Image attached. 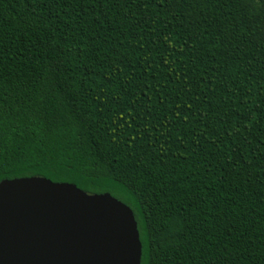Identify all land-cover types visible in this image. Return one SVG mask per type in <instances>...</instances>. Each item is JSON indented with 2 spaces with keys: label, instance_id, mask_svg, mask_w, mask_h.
I'll use <instances>...</instances> for the list:
<instances>
[{
  "label": "trees",
  "instance_id": "trees-1",
  "mask_svg": "<svg viewBox=\"0 0 264 264\" xmlns=\"http://www.w3.org/2000/svg\"><path fill=\"white\" fill-rule=\"evenodd\" d=\"M127 204L140 264H264V0H0V181Z\"/></svg>",
  "mask_w": 264,
  "mask_h": 264
},
{
  "label": "water",
  "instance_id": "water-1",
  "mask_svg": "<svg viewBox=\"0 0 264 264\" xmlns=\"http://www.w3.org/2000/svg\"><path fill=\"white\" fill-rule=\"evenodd\" d=\"M132 209L43 176L0 181V264H140Z\"/></svg>",
  "mask_w": 264,
  "mask_h": 264
}]
</instances>
